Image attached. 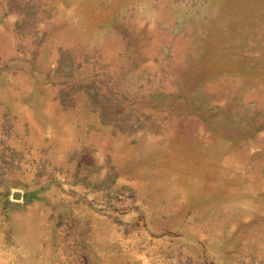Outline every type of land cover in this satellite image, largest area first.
Wrapping results in <instances>:
<instances>
[{"label":"rangeland","instance_id":"obj_1","mask_svg":"<svg viewBox=\"0 0 264 264\" xmlns=\"http://www.w3.org/2000/svg\"><path fill=\"white\" fill-rule=\"evenodd\" d=\"M0 264H264V0H0Z\"/></svg>","mask_w":264,"mask_h":264},{"label":"water","instance_id":"obj_2","mask_svg":"<svg viewBox=\"0 0 264 264\" xmlns=\"http://www.w3.org/2000/svg\"><path fill=\"white\" fill-rule=\"evenodd\" d=\"M15 196H16V197H19V194H16Z\"/></svg>","mask_w":264,"mask_h":264}]
</instances>
